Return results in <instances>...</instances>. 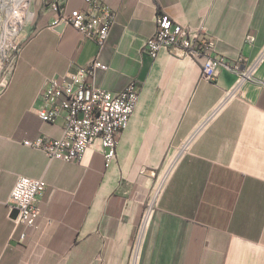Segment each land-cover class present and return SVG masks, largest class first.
<instances>
[{
	"label": "crops",
	"instance_id": "crops-1",
	"mask_svg": "<svg viewBox=\"0 0 264 264\" xmlns=\"http://www.w3.org/2000/svg\"><path fill=\"white\" fill-rule=\"evenodd\" d=\"M101 1L116 13L103 47L72 25L51 27L54 3L70 13L86 0H31V31L0 80V264H129L158 176L264 49V0ZM161 15L212 38L213 47L151 57L144 42ZM207 56L218 60L214 81L202 75ZM93 61L94 81L105 89L137 82L134 113L113 158L96 143L80 161H50L25 144L63 133L62 118L45 122L37 113L47 79ZM21 175L47 184L24 242L8 206ZM139 264H264V58L179 161Z\"/></svg>",
	"mask_w": 264,
	"mask_h": 264
},
{
	"label": "built area",
	"instance_id": "built-area-1",
	"mask_svg": "<svg viewBox=\"0 0 264 264\" xmlns=\"http://www.w3.org/2000/svg\"><path fill=\"white\" fill-rule=\"evenodd\" d=\"M86 7L75 9L70 13L62 11L58 3L53 6L58 10V17L51 27L60 24L72 25L77 32L87 39H93L103 47L110 35L116 20V13L101 0H86ZM253 36L247 35V41ZM214 40L201 34H193L190 29L175 23L165 15L157 19L154 34L145 40L144 51L156 58L162 49H183L186 54L195 56L202 49H210ZM264 58V49L260 55L245 69L239 71L238 79L233 88L204 117L198 126L183 142L178 152L170 159L162 173L158 176L150 196L145 204L132 244L129 264H139L143 244L148 229L162 195L179 161L190 150L199 134L219 114L224 106L237 94L240 87L251 79L255 70ZM97 62L80 67L76 72L52 76L47 79L44 90V104L38 109V116L45 122L64 120L63 133L58 138L41 135L25 144L43 151L50 161L60 159L66 162L80 161L86 150L98 143L105 150V156L111 159L116 154L119 136L128 126L136 108L139 88L135 80L124 89L111 91L99 86L94 81ZM92 76L87 80L86 76ZM202 75L210 81L218 76V60L207 56L203 62ZM44 177L21 175L17 178L11 191L8 206L11 210L18 209L13 218L14 229L23 226L20 241L28 236L27 228L34 227L41 214L39 199L46 189Z\"/></svg>",
	"mask_w": 264,
	"mask_h": 264
},
{
	"label": "rangeland",
	"instance_id": "rangeland-1",
	"mask_svg": "<svg viewBox=\"0 0 264 264\" xmlns=\"http://www.w3.org/2000/svg\"><path fill=\"white\" fill-rule=\"evenodd\" d=\"M3 1L4 0H0V80H2L7 68L11 66L22 44L28 38L31 31L30 26L34 18V10L32 9L31 4H29V6L26 7L27 15L25 20L21 27L19 26L18 31L13 32L14 24L12 21L7 20L8 12L7 8L2 7ZM5 1H9V5H12L14 2L13 0Z\"/></svg>",
	"mask_w": 264,
	"mask_h": 264
},
{
	"label": "bare ground",
	"instance_id": "bare-ground-1",
	"mask_svg": "<svg viewBox=\"0 0 264 264\" xmlns=\"http://www.w3.org/2000/svg\"><path fill=\"white\" fill-rule=\"evenodd\" d=\"M13 4L9 5V1H3L2 7L7 8L8 19L14 24V31L17 32L19 26L21 27L23 21L26 18V7L29 6L31 0H13ZM16 23V24H15ZM5 36V34H4ZM4 42V41H3Z\"/></svg>",
	"mask_w": 264,
	"mask_h": 264
},
{
	"label": "water",
	"instance_id": "water-1",
	"mask_svg": "<svg viewBox=\"0 0 264 264\" xmlns=\"http://www.w3.org/2000/svg\"><path fill=\"white\" fill-rule=\"evenodd\" d=\"M64 26H65V24H60V25L56 26L55 29L60 31L64 28ZM175 50H179L183 54L185 53V51L183 49H175ZM17 214H18V209H14L12 217L15 218L17 216Z\"/></svg>",
	"mask_w": 264,
	"mask_h": 264
}]
</instances>
